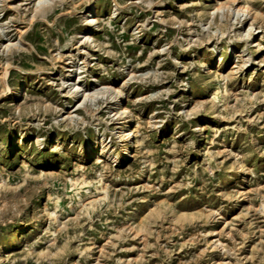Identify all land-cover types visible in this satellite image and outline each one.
I'll use <instances>...</instances> for the list:
<instances>
[{
	"label": "rangeland",
	"instance_id": "1",
	"mask_svg": "<svg viewBox=\"0 0 264 264\" xmlns=\"http://www.w3.org/2000/svg\"><path fill=\"white\" fill-rule=\"evenodd\" d=\"M222 2L0 0V264H264V0Z\"/></svg>",
	"mask_w": 264,
	"mask_h": 264
},
{
	"label": "bare ground",
	"instance_id": "2",
	"mask_svg": "<svg viewBox=\"0 0 264 264\" xmlns=\"http://www.w3.org/2000/svg\"><path fill=\"white\" fill-rule=\"evenodd\" d=\"M38 1V4L41 5V4H44V3H47L48 0H37ZM115 1V0H114ZM220 3H221V6L219 7L220 9L224 8V6H227L225 5L222 0H219ZM232 9V8H231ZM236 9V8H235ZM236 12V11H235ZM237 13H241V14H244V15H248L249 14V11L248 9L244 8V7H238L237 9ZM85 23L89 26V28H87L86 30V39L87 40H90L92 37L89 35L90 33L93 32L92 28L94 27L95 23H96V20L94 17H90V14L86 13L85 14ZM253 27V23H251L250 25V28ZM189 45V44H188ZM257 46H258V50L261 49V44L260 43H257ZM229 49V48H228ZM242 52V51H241ZM195 57V56H194ZM8 71V70H7ZM20 87L15 91L16 93V96L17 97H22V95L20 94L21 91H23L25 89V87L27 86L25 83H21L19 84ZM8 86V85H7ZM74 88L76 89V91L78 93L81 92V94L86 97V96H89V95H92L90 93H87L85 89L82 88V86H79L77 85V82H75L73 84ZM116 88V87H115ZM114 88V89H115ZM9 91V89H8ZM7 91V92H8ZM120 93V91H118ZM97 96V95H95ZM94 96V98H95ZM120 96L122 97V100L124 98V94L121 93ZM92 99V98H91ZM119 101V100H118ZM121 105H119L118 107H120ZM74 112V111H73ZM120 112L122 114H125L127 112V109L126 107H120ZM68 114V113H67ZM69 117L71 116V114L68 115ZM127 130L126 134L124 133V131ZM118 132H119V136L120 137H123V135H126V138L125 140L128 141V147L126 148V150H124V152H122V154H113V155H110L114 161H119V162H124L126 161L128 158L126 157H132V153H131V147H132V144H133V139H132V136H133V132L131 131V122L127 119L124 120L123 123H121V125L118 127ZM215 135V134H214ZM59 141L58 140H55L54 143H58ZM204 143V142H203ZM193 145V144H192ZM95 146L93 144H90L88 146V155L92 154L95 152ZM56 171V170H55Z\"/></svg>",
	"mask_w": 264,
	"mask_h": 264
}]
</instances>
